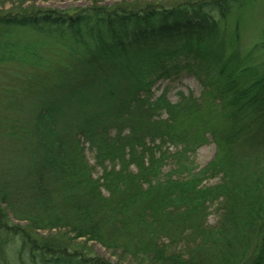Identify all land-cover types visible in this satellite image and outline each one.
Segmentation results:
<instances>
[{"label":"trees","instance_id":"16d2710c","mask_svg":"<svg viewBox=\"0 0 264 264\" xmlns=\"http://www.w3.org/2000/svg\"><path fill=\"white\" fill-rule=\"evenodd\" d=\"M17 1L0 11L1 49L13 34L37 32L74 64L54 72L23 134L33 181L23 209L7 203L24 225L8 224L0 203V264L5 244L18 238V264H264V19L260 68L250 59L254 47L240 63L224 57L225 44L239 41V21L218 43L226 20L259 3L264 9V0H86L70 10ZM182 63L191 64L203 98L153 97V85ZM207 134L216 152L195 171L189 155ZM168 144L181 146L171 156L185 176L161 175ZM55 229L61 239L38 233ZM78 239L110 256L87 253Z\"/></svg>","mask_w":264,"mask_h":264},{"label":"rangeland","instance_id":"374dc122","mask_svg":"<svg viewBox=\"0 0 264 264\" xmlns=\"http://www.w3.org/2000/svg\"><path fill=\"white\" fill-rule=\"evenodd\" d=\"M17 2V0L0 2V11L13 10ZM23 4H27V6L33 5L36 8L44 10H70L85 7L89 4V1L35 0L33 3L24 2ZM104 4L109 5L111 2L107 1ZM236 13L240 16L239 19L230 17L228 21H225L223 26H220L222 31L218 32L220 38L218 43H221L224 33L227 32L226 38L229 37L231 33L229 30H231L234 22L237 23L239 21L242 24L240 28L243 31L238 43L235 47L231 48L227 42L223 49L225 51L224 57L227 58L233 55L235 58H239L240 63L242 56L254 47L257 49L250 51V59L258 64L255 68H260V64L262 63L261 49L259 47L260 44L256 43L260 40L257 41L259 35L262 38L263 6L259 3L254 7H247L243 11H237ZM27 32H20L9 36V46L6 50L0 47V54L4 56V58H0V203L1 207L7 210V203H11L14 207H17L15 209L24 208L20 203L29 197L30 190H27V187L29 188L33 181V176L29 172L33 156L30 152L22 149L23 134L33 127L34 115L44 100L43 94L46 87L56 80V73L54 72L61 71L64 65L70 67L74 64V58L71 56V53L63 46L60 47L58 44H55V40L41 33ZM4 38L7 39L6 36L1 34L0 39ZM211 48H215V45L213 44ZM31 53H36V55L33 54V56ZM181 55L183 54L178 56ZM207 61L213 63L209 58H207ZM180 67H183V69ZM180 69L181 71L178 74H172L173 72H171L169 77L159 79L153 85V97L166 93L167 98L172 103H176L178 100L179 92L185 95L191 94L198 100L203 98V87L193 73L191 64L182 63L179 66ZM243 79H246V77H241L240 80L242 81ZM207 137L208 142L202 143L193 154L189 155L187 166L193 167L195 171L200 170L215 155V144L209 134H207ZM180 147L175 148L169 144L162 147V151H165L164 166L161 168L162 176H167L170 172L172 177L185 176V172L182 173L176 170L177 162L171 156ZM83 152L89 165H92V153L86 144L84 145ZM99 176V171L93 169L92 178L96 179ZM216 182H218L217 178H213L205 180L203 183L212 185ZM2 196L7 200L2 201ZM209 211L212 213L213 209ZM6 222L8 224H25V222L15 220L10 210H8ZM215 222L216 216L215 213H212L208 217V223L212 225ZM38 233L43 236L52 234L61 239L63 231L56 229L42 230ZM64 235L68 236L67 234ZM18 239L5 244L6 254L4 253L3 257L5 258V264H18L16 262L17 252L20 249ZM84 241V239H78L75 242L82 245ZM83 248L87 253L91 252L100 257L108 258L110 256V253L103 246L93 241L84 243ZM24 260L26 262L25 256Z\"/></svg>","mask_w":264,"mask_h":264}]
</instances>
